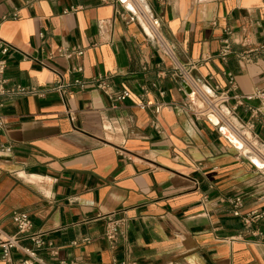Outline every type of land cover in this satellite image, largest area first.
Masks as SVG:
<instances>
[{
    "label": "crops",
    "instance_id": "0c3cea01",
    "mask_svg": "<svg viewBox=\"0 0 264 264\" xmlns=\"http://www.w3.org/2000/svg\"><path fill=\"white\" fill-rule=\"evenodd\" d=\"M136 8L161 19L176 61L197 64V81L212 76L226 90L231 73L232 94L264 90V0H0V41L10 47L0 54L7 87L43 91L3 100L8 132L0 142L14 150L0 157V235L17 232L11 214L21 211L32 231L57 247L55 256L39 253L50 264H264V169L227 126L225 135L245 155L195 117L147 26L122 17ZM225 40L231 53L222 56ZM65 48L83 53L67 58ZM78 67L83 72L72 71ZM100 75L131 97L113 108L102 90H51ZM143 100L186 110L164 106L159 133L151 110L137 106ZM234 120L249 125L264 148V103L244 101ZM236 197L245 213L263 214L250 230L232 213ZM113 213H125L130 224L128 242L115 249L103 219ZM23 257L12 254L14 262Z\"/></svg>",
    "mask_w": 264,
    "mask_h": 264
},
{
    "label": "built area",
    "instance_id": "2783aa9c",
    "mask_svg": "<svg viewBox=\"0 0 264 264\" xmlns=\"http://www.w3.org/2000/svg\"><path fill=\"white\" fill-rule=\"evenodd\" d=\"M121 1V0H120ZM159 2L165 3L167 0H158ZM122 2V1H121ZM122 4H125L122 2ZM74 9H72L73 11ZM122 17L127 22V24L135 22H143L150 33L149 37L154 40L157 44L158 50L161 54L168 58L172 62L171 74L172 76L187 84L190 88L191 93H187L182 87L181 91L185 92L188 98V104L193 108V114L197 118H206L209 120V117H214L218 121V125L215 127H226V123H231L235 128H237L243 134V137L249 142V144L256 143L259 147H263V142L259 136L251 132V127L247 126H237L235 122L236 110L238 106L244 105V101H253L258 100L261 103H264V90H255L252 93L239 96L237 94H232L235 92L236 84L235 77L233 74L229 73V84L226 90L222 89L220 86L212 84L213 77L208 76L202 78V81L199 82L194 78L193 72L197 70L196 63H186L181 64L176 61L175 53L173 49L168 45L164 40L161 34V19L154 17L147 10L142 12L140 8H136L135 11H132L129 16ZM142 24V23H141ZM226 47L222 50L221 55L227 56L231 53L229 40H225ZM10 50L8 44L0 41V54L6 56ZM83 51L74 48V49H62L60 54L70 58L72 55H82ZM243 57V56H242ZM160 66V65H159ZM6 68L7 63L5 59H0V135L7 136L8 132V118L2 113L4 108V98L7 96L15 94H33L41 96L43 91L41 90H25L21 87L16 90H10L7 87L8 79L6 77ZM75 73L83 72V69L73 68L72 70ZM111 77L100 75L96 78L89 80H82L76 78L70 83L64 84L62 81L57 84V86L51 88L52 91H57L64 93L66 90L71 88H79L81 91L88 90L90 88L102 90L105 92L110 100L112 101L113 108H117L121 102L129 99L132 95L129 89L124 90H113L110 86ZM144 96L147 91H144ZM163 95V94H162ZM234 100L235 105L229 106L230 102ZM142 110H151L152 120L151 126L157 130L159 133H162V127L159 121V115L164 106L174 109L186 110L185 105L175 102H170L167 104H153L152 102L141 101L137 105ZM211 108H214L217 112H213ZM254 115L261 113L259 108L251 109ZM220 115V116H219ZM69 117L71 122L74 121V115L69 112ZM210 121V120H209ZM225 121V122H224ZM233 146V145H232ZM234 147V146H233ZM235 148V147H234ZM256 148V147H255ZM237 151L241 152V149L235 148ZM257 149V148H256ZM14 145L12 142H0V157H10L13 154ZM242 153V152H241ZM257 158L262 161L263 167H257L252 161V164L258 169H264V159L259 157L262 153L257 149ZM245 155V154H244ZM246 156V155H245ZM247 157V156H246ZM264 158V157H263ZM17 176H20L19 172L15 173ZM229 203L232 206V213L235 217L242 219V222L245 225L247 230L252 228L253 223L260 219L263 214L259 211L244 212V201L241 197H236L229 200ZM12 222L14 223L17 232L14 235L1 234L0 235V261L10 263V264H50L46 262L43 258L40 257L39 253L41 251H48L51 255L55 256L58 254V249L54 245L53 241L46 240L41 234L35 233L32 231L33 224L30 218V215L27 212L14 211L11 214ZM103 219H106V229H105V238L111 249L117 248L120 243H127L130 232V224L125 213H113L108 216H104ZM29 240L32 242L33 247H27L23 244V241ZM78 242H73V245H77ZM14 251L20 252L24 257L20 260L14 262L12 254ZM60 264H67L61 262ZM113 264H132L129 259L115 260Z\"/></svg>",
    "mask_w": 264,
    "mask_h": 264
},
{
    "label": "bare ground",
    "instance_id": "6f19581e",
    "mask_svg": "<svg viewBox=\"0 0 264 264\" xmlns=\"http://www.w3.org/2000/svg\"><path fill=\"white\" fill-rule=\"evenodd\" d=\"M124 2H125V5H127V6H130V0H123ZM141 11L142 12H144V11H146L144 8L143 9H141ZM211 110L214 112H217L214 108H211ZM220 116V115H219ZM217 122V121H216ZM228 125H226L227 126V129L231 132V136L234 138V141H235V143H236V145H241V143L243 144V146H244V148H245V151L246 152H250V153H252V154H256L257 155V147H256V145L255 144H249V142L246 140V138L245 137H243V134H247L248 135V137L250 136L247 132H245V133H242V132H240L237 128H235L233 125H231V123H227ZM229 133V132H228ZM232 142V141H231ZM241 142V143H240ZM233 146H234V144H232ZM257 149H256V148ZM259 150V149H258ZM260 151V150H259ZM261 152V151H260ZM262 153V152H261ZM253 155V156H254ZM262 155H263V153H262ZM264 156V155H263ZM259 157H261V156H259ZM253 158V160H254V162L259 166V167H261L262 166V161L261 160H259L257 157H252ZM263 159V158H262Z\"/></svg>",
    "mask_w": 264,
    "mask_h": 264
},
{
    "label": "water",
    "instance_id": "95a60500",
    "mask_svg": "<svg viewBox=\"0 0 264 264\" xmlns=\"http://www.w3.org/2000/svg\"><path fill=\"white\" fill-rule=\"evenodd\" d=\"M123 3H125L123 0H121ZM181 85H182V87L185 89V91L187 92V93H191V90H190V88L187 86V84L186 83H184V82H182L181 81ZM209 120H210V122L213 124V125H218L219 123H218V121L217 122H215V121H213V119H212V117L210 116L209 117ZM219 132L222 134V136H224L229 142H230V144L232 145L233 143L231 142V140L225 135V132H224V127H219ZM235 148H237V149H241L242 147H237V146H234ZM247 156V155H246ZM247 158L250 160V161H252L257 167H259L252 159H250V157H248L247 156ZM263 167V164H262V166L261 167H259V168H262Z\"/></svg>",
    "mask_w": 264,
    "mask_h": 264
},
{
    "label": "rangeland",
    "instance_id": "374dc122",
    "mask_svg": "<svg viewBox=\"0 0 264 264\" xmlns=\"http://www.w3.org/2000/svg\"><path fill=\"white\" fill-rule=\"evenodd\" d=\"M249 134V133H248ZM250 135V134H249ZM233 138V137H232ZM252 144H255L256 145V147L263 153V155H264V148L262 147H259V145L258 144H256V143H253L252 142ZM243 154H245L244 152H242ZM250 153V152H249ZM250 154H252V153H250ZM254 155V154H253ZM263 155H261V157L263 158L264 156ZM256 157V156H255ZM264 159V158H263Z\"/></svg>",
    "mask_w": 264,
    "mask_h": 264
}]
</instances>
